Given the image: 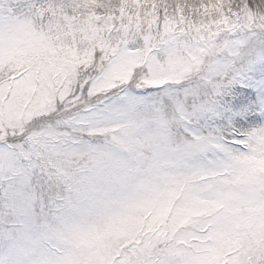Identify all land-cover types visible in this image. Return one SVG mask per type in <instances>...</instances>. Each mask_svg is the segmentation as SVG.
Wrapping results in <instances>:
<instances>
[{
  "label": "snow or ice",
  "instance_id": "obj_1",
  "mask_svg": "<svg viewBox=\"0 0 264 264\" xmlns=\"http://www.w3.org/2000/svg\"><path fill=\"white\" fill-rule=\"evenodd\" d=\"M0 264H264V0H0Z\"/></svg>",
  "mask_w": 264,
  "mask_h": 264
}]
</instances>
